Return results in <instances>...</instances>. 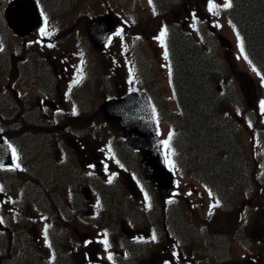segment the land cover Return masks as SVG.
<instances>
[{
	"label": "flooded vegetation",
	"instance_id": "1",
	"mask_svg": "<svg viewBox=\"0 0 264 264\" xmlns=\"http://www.w3.org/2000/svg\"><path fill=\"white\" fill-rule=\"evenodd\" d=\"M9 1L0 2V132L15 165L0 167V264L19 263L13 243L20 225L38 246L41 264H211V252H183L185 216L175 207L185 200L177 193L182 186L160 198L141 168L142 149L127 147L119 121L101 111L104 101L142 84L139 66L127 68L116 58L125 35L104 65L94 66L83 26L104 14L91 10L93 0L88 14L78 10L77 0H37L43 22L34 39L9 28L3 17ZM96 2L108 9L109 0ZM113 3L125 11L124 1ZM96 118L102 123L96 128L112 130L95 135ZM111 134L121 136L117 143L106 139ZM36 229L46 236L54 231V239L44 243ZM208 233L207 241L193 237L191 243L200 248L214 242L221 227Z\"/></svg>",
	"mask_w": 264,
	"mask_h": 264
},
{
	"label": "rangeland",
	"instance_id": "2",
	"mask_svg": "<svg viewBox=\"0 0 264 264\" xmlns=\"http://www.w3.org/2000/svg\"><path fill=\"white\" fill-rule=\"evenodd\" d=\"M5 1L7 0H0V2L4 3ZM93 1L94 3L91 7V10H93L94 13L96 11L99 13H107L109 10V12L114 14L115 11L120 10L117 7H113L115 3L111 1H109L108 9L104 8L102 3L96 2V0ZM122 1H124V6L126 7L124 14L122 15V18L126 19L125 30L128 33H133L130 25L135 27V31H137V27L140 28L141 35L144 37V41L146 40V42L143 41L142 44V48H144L143 52H145L144 54L151 62L152 66H150V69L154 70L151 73V76L154 78L155 75L156 77L153 79V81H159L160 86L162 88H166V94L168 98V96H171V65L168 61L169 58H167V63L164 62V57H162V54H164L166 51L165 39L167 41L168 47L170 40H172L174 48L177 49L175 47L176 38L179 35H177L175 31V26L173 27L171 25V27H166L167 35L164 36L163 41H161L160 34L165 29V25L163 23L161 24L160 21H156L155 11L151 1ZM158 1L160 2L159 7L161 8L163 14L165 13V6L172 0ZM176 1L178 3L180 0H174V2ZM259 1L261 2V0ZM88 2L89 0L79 2L78 10L80 11L81 9L82 12L86 13L89 7ZM227 2L228 0H189L187 5L184 0L183 4L186 6L180 11L181 13H179L180 15L178 19L182 24L185 23V21L186 24L189 22L192 37L197 41L199 40L198 44H200L202 47L204 46V48L214 53L215 56L218 57L222 62L224 67L222 75L223 79L221 80V78H219L216 81V85L223 86L222 81H231L232 77L236 80L233 85H226L227 87H225L223 95L235 102L238 101L241 106L246 109L248 114L252 115L250 118L251 120H249L250 123L247 118L246 123L240 121V124L236 123L232 133H234V141L241 145L243 151L246 152L247 157L254 161V166L248 167V169H250V176L248 175V179H242V175H240V173L244 171L245 175L249 171L248 169H245L247 166L243 165L244 160L242 156V159H240L239 156L235 154L233 159L224 160L223 163L220 164L221 162L219 161L218 157H215V154L217 155L219 151L215 149H208L204 152L203 156L205 159H207L206 161L211 159L214 160V162H210L211 166L201 164V167L204 170H208L210 167L211 169H217L219 166H223L222 170L224 171L225 175H227L223 176L226 178H222L216 188L217 192L221 194L222 199L225 198L228 208L225 209L221 207L222 210H219L217 212V216L215 215L213 218V224L217 226L218 224L222 223V229H231L230 231L233 235H225V237H223L224 235H219L221 238L218 239V237H216L214 242L205 243V245L200 248L195 247V244H192V241L188 239L198 235L205 237L209 233L207 231L203 232L201 230L200 223L198 225L194 224V220H192L191 215L193 213H182V215L185 216L186 225L184 227L190 230L191 234L193 235H183V239L185 241L182 249L183 252L187 251L188 254L193 252L196 254V256H198V254L201 256L206 255L201 253L203 251H205L207 254L211 252V255H206V257L210 259L211 264H222L221 261H227L229 264H245L247 261H252L255 264H264V164L261 163L264 161V110H262L260 106V102L264 101V80L260 77L257 70L253 71L254 66L252 63H249L250 61L245 54L244 49L243 52L241 51L240 37L234 24L226 13V8L224 7V4ZM211 4H215L216 7L214 9H210L209 5ZM194 6L201 7V9L194 8ZM96 7H98V9H96ZM180 7V4L175 7L176 12ZM186 8H188L187 12ZM174 15L176 16L175 13ZM117 16L120 17L121 15L118 14ZM193 18L196 22H194ZM130 19L133 22H130ZM120 23H122L121 20ZM73 27L77 29V31L81 30L77 27V25H74ZM177 27L179 28V26ZM0 29L4 34L5 29H3V27H0ZM184 39L188 40L187 38ZM177 41L179 42L180 40L177 39ZM227 42L229 44L225 45ZM104 49L105 48L93 49L94 52L97 53V60L99 61L98 65L101 66L104 64V58H107L101 54L102 50ZM177 51L176 53H178ZM96 53H94V55H96ZM183 54L184 53L179 55L175 54L176 57L173 55L171 62L173 70L174 59L179 71H182L181 67L186 65V61L187 66L190 65L189 58L184 61L183 64ZM188 55L190 54L187 53V56ZM245 57H247V59ZM151 60H154L153 63ZM237 76L241 79L238 80ZM169 105L173 109L175 108L172 97H169ZM202 110L204 111L203 107ZM235 112H238V114L242 115L239 113V109H237V111H233V116H235ZM179 117V119H181V116ZM233 118L234 120L236 119L235 117ZM175 120L177 121V119ZM93 123L95 130H99V132L97 134L95 133V135L101 136L103 134L102 131L107 130V128L104 126L96 128L97 125L101 123L97 118L93 121ZM158 128L159 133L165 142L164 148L166 149L165 155L168 159L167 165L169 167H173L171 162L173 159L169 154L170 148L168 146V136L171 129L165 122L161 121L158 122ZM228 136L229 135H227V139H229ZM100 139L102 138L100 137ZM197 140L199 143L204 141V139ZM104 145L109 146L106 140ZM194 153L196 156L198 155L197 150H194ZM238 164L239 166H237ZM174 172L178 181V185L182 186V189L177 191V193L182 194L185 199L183 201L186 203L184 205L182 200L177 201V203L181 202L179 207L184 208L185 206L188 211L190 209L201 221L204 220L206 214L207 216H209L208 214L214 215V213L211 212V205L213 203L211 192L207 189L205 190L204 187L196 184L195 182H192V180L187 181L188 179L186 180V178H184L178 171L174 170ZM227 178H233L235 180L236 190L242 192L241 194L235 193L231 181H226ZM213 192L216 191L213 190ZM157 208H159V206ZM234 208L235 211H233ZM36 230L39 232V235L42 236L44 243H46L47 238L45 235H43L42 229L39 231L38 229ZM211 232L214 233L212 230ZM185 262L188 263L187 260H185ZM13 264H38V262L37 258H35V260L32 262H28L21 250L19 263L13 260ZM223 264H226V262Z\"/></svg>",
	"mask_w": 264,
	"mask_h": 264
},
{
	"label": "trees",
	"instance_id": "3",
	"mask_svg": "<svg viewBox=\"0 0 264 264\" xmlns=\"http://www.w3.org/2000/svg\"><path fill=\"white\" fill-rule=\"evenodd\" d=\"M231 4L227 8V15L241 36L247 55L264 78V0H231ZM180 34L184 36L176 38L177 49L173 50L176 55L186 54H183L182 62L184 64L189 58L190 65L187 66V61L185 66L181 67L180 64L182 71H179L177 64H174L173 70L179 111H169V115L177 119L178 138L184 141L180 139L181 143H186L184 146L202 155L197 159L200 164L214 162L211 159L206 161L203 156L208 149L219 151L218 154L223 155L222 162L231 160L240 149V145L233 140L236 121L231 110L239 102L227 98L216 87V81L224 70L220 59L198 44L190 34L184 31ZM187 53L190 55L187 56ZM222 87H225L224 83ZM197 139L204 141L199 143Z\"/></svg>",
	"mask_w": 264,
	"mask_h": 264
},
{
	"label": "water",
	"instance_id": "4",
	"mask_svg": "<svg viewBox=\"0 0 264 264\" xmlns=\"http://www.w3.org/2000/svg\"><path fill=\"white\" fill-rule=\"evenodd\" d=\"M28 4H30V11L26 16L17 15V12ZM6 13L7 19L10 20V23L15 27L18 33L26 38H32L36 34L37 27L40 23V16L33 0H14L8 6ZM93 25L94 23L91 25L92 31L95 29ZM93 36L96 43L101 42V34H97L96 32ZM119 102L123 104L126 109L127 116H125V118H127L123 119L122 123L127 128L126 137L129 143L135 147L142 146L145 148L146 154L143 166L147 176L160 182L163 193L168 192L173 185L172 174L165 168L162 141L157 134L153 118L154 114L147 96L142 92H130L123 101ZM106 109H108L107 111L113 117L117 116V113L114 112L110 106H107ZM12 162L13 157L11 155V150L0 134V166L10 165Z\"/></svg>",
	"mask_w": 264,
	"mask_h": 264
},
{
	"label": "snow or ice",
	"instance_id": "5",
	"mask_svg": "<svg viewBox=\"0 0 264 264\" xmlns=\"http://www.w3.org/2000/svg\"><path fill=\"white\" fill-rule=\"evenodd\" d=\"M231 6H232L231 0H228V2L224 4L225 8H230ZM209 7H210V9H214L216 7V5L215 4H211V5H209ZM42 34L47 35V33L44 32L43 30H42ZM166 35H167V29L165 28L160 34L161 41H163V37L166 36ZM240 48H241V51L243 52V42H242V40H241V43H240ZM165 58H167V52H165ZM245 58L247 59V57H245ZM249 63H251V62H249ZM253 71H256L255 67H253ZM260 106H261V109L264 110V101L260 102ZM109 182H111V181H109ZM215 206L216 205H213V207H215ZM0 222H2V221H0ZM153 239H155V236H153ZM109 259H111V257H109Z\"/></svg>",
	"mask_w": 264,
	"mask_h": 264
}]
</instances>
